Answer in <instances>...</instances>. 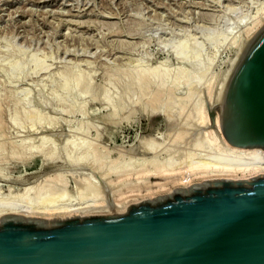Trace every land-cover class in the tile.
<instances>
[{
  "label": "rangeland",
  "instance_id": "374dc122",
  "mask_svg": "<svg viewBox=\"0 0 264 264\" xmlns=\"http://www.w3.org/2000/svg\"><path fill=\"white\" fill-rule=\"evenodd\" d=\"M262 16L264 0H0V206L34 186L45 201L50 180L68 194L54 184V202L37 191L28 204L108 206L165 183L154 174L170 162L223 159L216 99ZM141 75L167 80L158 110L126 95Z\"/></svg>",
  "mask_w": 264,
  "mask_h": 264
},
{
  "label": "water",
  "instance_id": "95a60500",
  "mask_svg": "<svg viewBox=\"0 0 264 264\" xmlns=\"http://www.w3.org/2000/svg\"><path fill=\"white\" fill-rule=\"evenodd\" d=\"M244 43L215 111L229 144L264 150V26ZM0 221V264H264V174L177 188L121 215Z\"/></svg>",
  "mask_w": 264,
  "mask_h": 264
},
{
  "label": "bare ground",
  "instance_id": "6f19581e",
  "mask_svg": "<svg viewBox=\"0 0 264 264\" xmlns=\"http://www.w3.org/2000/svg\"><path fill=\"white\" fill-rule=\"evenodd\" d=\"M263 26H264V17L262 16L261 19L255 21L247 29V31H246L247 38L250 39ZM86 76H88V75H86ZM116 77H118V76H116ZM111 79H112V77H111ZM139 81H140V84H143L142 86H137L136 85L137 87H139L140 92L138 94L137 93L136 94L128 93L126 95L129 96V94L130 95L132 94L133 102H136V103L138 102L140 97L143 98V97L147 96L149 98L148 105L151 106V108L154 107L155 110H158L159 105H160V107L163 105L164 96L166 97V95L168 93L170 94V92H171V91L170 92L166 91L167 88L165 86L167 85L166 84L167 80H165V81L161 80L162 82L158 83L156 80H153L151 78V76L141 75V79ZM119 82H120V79H119ZM153 83L158 85L157 86L158 89L157 88L156 89L152 88L153 87V85H152ZM86 87L87 86H85V88ZM114 88H115V86H114ZM116 89H117V87H116ZM171 89H173V88H171ZM118 90H119V88H118ZM87 92H88V89H87ZM101 94H102V92H101ZM116 94H117V92H116ZM136 95L139 96V97L137 96V99H135L136 97H134ZM170 96H171V94H170ZM124 97H125V94H124ZM168 97L169 96L167 95L166 101L169 100ZM119 98L121 99V95H119ZM129 98H130V96H129ZM103 100L111 102L110 99H108V97L103 99ZM122 100H123V98H122ZM122 100H120V101L122 102ZM171 100H172V98H171ZM127 102H128V100H127ZM161 103H162V105H161ZM120 106H122V109H123L125 106H128V104L125 105V106L123 104L122 105L120 104L119 107ZM113 111H115L114 113H116L118 110L116 108ZM154 112L156 113L157 111H154ZM213 113L215 114L216 112L214 111ZM216 124L218 125V130L217 131H219V135L217 136L218 132H217L216 135H213L215 133L211 132V134H209V135H212V137H210V136L209 137L212 140L211 143H214V145H217L218 149H216V150L221 152V155L223 156V159H221V160H216V159H213L211 157L210 159H213V161L208 159L209 160L208 163H207L206 160H203L204 161V162L202 161L203 163H200L201 161H198V163L197 162H195V163L193 162V163H189V165H188V162H186L187 166L185 164V167L183 166V167H180V168H176V166L174 168L173 167V163H171V162L169 163V165L170 164L171 165L169 167L165 166L166 168H164V169H161L160 166H159V168L161 169V172L159 170L158 171L156 170L157 172H160V173H155L156 171H154V172H152V175L155 173L154 175L160 176V178L166 177L165 178V181H166L165 183H157L156 186L154 185L155 187L146 186L147 188H145V189H143V188L138 189V187H137L136 189L133 190L131 188L132 190H129V192L126 195H124L123 197H119V196L116 197V203H115V198H114L113 199L114 202L112 203V201H111V204L108 205V206H107V203L105 202L106 205H105V203L104 204L101 203L100 205L96 204L95 206L94 205L91 206L92 205L91 204V205H88L87 207L84 206V207H74V208H71V207H67V208L66 207L65 208L64 207L63 208L52 207V208H50L52 206V204H50V205H48V207L50 206L49 208H46L47 206L44 205L45 208L38 207V209H37V207L35 208V205L36 204L38 205L37 201L40 200L38 198H41V200H42L44 198V193H45L44 190H40L39 191L40 187H39V184H37L38 187H39V188H37L38 190L35 189V186L33 188V190H35V193H34V191L33 192L30 191L31 188L27 189V191L29 193L32 192L34 201L32 200V197H30L29 193H27V194H29L28 196L26 194V199L27 200H25V202L30 201V200H32L33 202L36 201V204L34 203L35 205L33 204V202L28 204L29 202L25 203L23 200L22 201L24 203L23 202L22 203L24 205H22V203L16 204L14 202H13L14 204L11 203V202H10L11 204L10 203L9 204H5V205L1 204L2 206H0V217L6 216V215H11V214H16V215L34 217V218H38V219L51 220L53 218L69 217V216L88 217V216H99V215H119V214L121 215V214L127 212V206H129V205H132V204L140 202V201L151 200V199L154 200V198L158 197V195H160V194L161 195L164 194V193L168 194V195L172 194L174 192V190L177 189V188L186 189V188H189L193 184H201L202 182L209 181V180H218V179L249 180V179L255 178V177L259 176V175L264 174V150L262 148L245 149V148L236 147V146H233V145L229 144L226 141V139L224 138L223 134H222V131H221V128H220L218 120L216 121ZM214 129H215V127H214ZM211 130L213 131V129H211ZM214 131H216V129ZM156 147H157V145H156ZM212 150H214L213 147H212ZM221 155H220V157H221ZM216 157H218V156H216ZM169 160H171V159L169 158ZM157 163H158V161H157ZM166 163H168V160H167ZM161 165H162V163H161ZM163 165H167V164L164 163ZM135 173H137V172H135ZM148 173L151 174V172H148ZM139 176H140V174H139ZM54 177L57 178V183H58V179L59 178L56 177V176H53V178ZM49 179L50 178H48L47 180L46 179L44 180L43 187H44V189L46 188V192L49 191L48 193H50V194H48V195L50 196L49 198H50V201L52 203L54 201L51 198L55 199V198H57V196L54 198V196H51V195L52 194L55 195V192H57V190L60 187V185L58 186L56 184V180H54L55 183L52 180H50L53 185L56 184V186H58V188L54 186L57 190L53 189V185H50V183H48ZM60 179H61V177H60ZM63 179H64V183H65V178H63ZM63 179L61 181L59 180V183L62 182ZM46 181H47V184L50 185V187L52 186L51 188L45 183ZM44 185H47V187H45ZM65 185H67V187L69 188L68 184H66V183L64 185L61 184L60 191L62 190L61 188H63V190L67 191V189H65ZM151 186H153V185H151ZM48 187L50 188V190L47 191ZM40 189H42V187ZM63 190H62L63 194H66L67 192L64 193ZM37 191H39L41 193H39ZM60 191H59L58 194L57 193L56 194L58 196L61 195L62 199H63L66 195L63 196L62 193L60 194ZM23 192H24V190H23ZM36 192L39 193L38 194L39 197L37 199H36V196L34 197V194H37ZM45 195H47V193ZM22 196H24V195H22ZM24 198H25V196H24ZM28 198L30 200H28ZM49 198L47 196V198L45 197V201H43V200L42 201L44 203L45 202L48 203V201H46V200L49 199ZM72 198H73V196H72ZM60 199H61V197H60ZM56 201H58V200H56ZM41 202H40V204H41ZM43 202H42V204H43ZM32 204H33V206H32L33 208L31 207ZM55 204H56V202H55ZM39 206H42V205H39ZM0 224H1V221H0Z\"/></svg>",
  "mask_w": 264,
  "mask_h": 264
}]
</instances>
